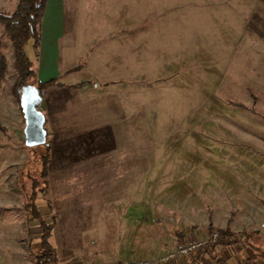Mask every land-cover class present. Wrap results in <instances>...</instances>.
<instances>
[{"label": "rangeland", "instance_id": "374dc122", "mask_svg": "<svg viewBox=\"0 0 264 264\" xmlns=\"http://www.w3.org/2000/svg\"><path fill=\"white\" fill-rule=\"evenodd\" d=\"M72 1L59 71L72 65L66 56L78 63L96 56L87 43L98 29L70 24L137 23L139 29L121 43L114 39L112 54L100 55L106 79L117 81L113 104L100 96V124H88L82 103L68 112L74 116L70 159L80 153L79 141L86 158L40 178L47 192L37 204L45 218H55L50 240L60 264H169L166 257L180 243L213 232L225 238L227 230L238 243L225 238L179 264H249L250 257L264 264V38L249 29L254 22L264 31V0ZM18 2L0 0V11L11 13ZM26 51L38 70L39 49L30 41ZM1 55L8 68L0 89L6 129L0 130V264H36L42 230L29 216L28 176L40 175L47 145L34 151L25 144L13 44L2 24ZM93 68L51 78L89 79ZM104 112L115 115L116 140L106 150ZM243 232H252L250 250L241 243Z\"/></svg>", "mask_w": 264, "mask_h": 264}, {"label": "crops", "instance_id": "0c3cea01", "mask_svg": "<svg viewBox=\"0 0 264 264\" xmlns=\"http://www.w3.org/2000/svg\"><path fill=\"white\" fill-rule=\"evenodd\" d=\"M66 4H68V8H66ZM72 5V0H47L46 10L42 20V37L38 56L40 66L38 67V70H36L37 78L38 80L43 82L51 79V75L53 73H56V75L58 74V76L61 73H65L66 76H69L72 73L78 74L84 68L92 69L94 67L93 64L96 65V67L93 69H95L97 72H95V77H90L91 79H82L72 82L60 80V85L50 86L42 91L43 101L40 109L46 116L45 127L48 134L47 146L49 147L50 153L48 170H52L55 172H67L70 170L72 165L77 164V162L81 161V158H86V155H82L83 153L81 151V148L83 147L80 141L77 146L75 145V150H78L77 153H80L75 159H70L69 156L73 147L70 145V143L74 142L72 141L74 139V135L72 133V130L70 129V122L71 119L74 118V116H71L70 113H68L69 110L72 109L71 105H78V107H80L81 103L82 105L84 104V107L88 109V111L86 110L88 113L85 115L88 119H86L88 121V124L98 125L101 122V117H99L100 112H97L96 108L99 105L98 102L100 96H104L103 94H105L106 96L104 97L110 99L111 104L115 102L114 93L117 89V81L106 79L105 70L108 64L104 61V58H100V55L105 54L106 52L112 54L113 50H111V48L109 47L115 46L116 43L114 42V39L118 38L121 43V40H123L125 37L128 38L129 35L130 37H132L131 35L133 34V32L137 35L139 29L137 23L134 26L133 24H129L130 26L126 27L122 22H120L119 25L113 24L111 22H105L101 24H70V28L75 30L81 28L86 29L88 27L90 29H94V31L98 29L96 32H94V39L92 38L90 41H88L89 43L86 42L89 45H95V49L92 50L91 48H89L87 50V53L93 52L96 56H90V59H88L89 61H83L79 63L77 59H75V56H66L67 58L71 59L72 65H68L71 66L70 68H68L67 66L63 71H59V65L60 63H63L61 61L62 56H60V40L65 35L66 26L64 23V14L66 12L73 13L75 11L74 9H69V7ZM116 29H119L120 31L115 32ZM101 37H103V39H108L109 41L100 42L99 39ZM71 40L73 42H76V39ZM96 63H98L99 65ZM50 68H52V71L50 70ZM82 82H92L95 83L96 86L86 88H76L73 86ZM103 115L104 117H102L104 119V125L105 128H107V132L101 137L104 143H101V147L106 150L105 143H108L110 139L113 142H115L116 140V136L114 135L113 131H111L114 130L113 126L115 124V115L112 118L105 112L103 113ZM108 118H110V120H108ZM106 135H109L110 138ZM111 148L112 147L110 146V151ZM102 150L97 151V154H99L98 152H101Z\"/></svg>", "mask_w": 264, "mask_h": 264}, {"label": "trees", "instance_id": "16d2710c", "mask_svg": "<svg viewBox=\"0 0 264 264\" xmlns=\"http://www.w3.org/2000/svg\"><path fill=\"white\" fill-rule=\"evenodd\" d=\"M47 0H19L18 6L13 12L0 11V24L5 28L6 34L13 44L14 50V66L18 72V76L13 86V90L17 98L20 97L19 90L25 82H34L38 85L42 91L45 88L54 85H60L61 82L58 78H51L47 81L41 82L37 78V71L33 66V62L29 55L27 54L26 47L29 42H33L35 49H39L41 42V24L46 10ZM254 20H261L258 14H254ZM249 29L262 38H264V31L257 28L254 22H250ZM8 63L5 55L0 57V89L7 74ZM76 88H86L96 86L92 82H82L73 85ZM0 130L6 131L4 125L0 123ZM36 147H31L34 151ZM41 172L37 177L29 175L31 179V195L27 203L30 206L29 216L32 217L39 223L42 230V234L39 239V244L36 252V264H60L59 256L51 243V236L53 234V229L55 226V218L52 216L51 220L44 217L42 209L37 204V200L40 194H46L47 192V182L45 186L41 187L40 178L46 177L48 174V164L50 161L49 147L47 146V152L41 156ZM252 232H243L244 236L241 243L248 250L251 249V236ZM224 237L228 240L227 243H238L235 234L227 230L224 232ZM240 243V244H241ZM253 258L248 259L249 264H254Z\"/></svg>", "mask_w": 264, "mask_h": 264}, {"label": "water", "instance_id": "95a60500", "mask_svg": "<svg viewBox=\"0 0 264 264\" xmlns=\"http://www.w3.org/2000/svg\"><path fill=\"white\" fill-rule=\"evenodd\" d=\"M19 92L20 106L25 119L24 137L26 146L47 145L46 116L40 109L43 101L42 89L34 82H25Z\"/></svg>", "mask_w": 264, "mask_h": 264}, {"label": "built area", "instance_id": "2783aa9c", "mask_svg": "<svg viewBox=\"0 0 264 264\" xmlns=\"http://www.w3.org/2000/svg\"><path fill=\"white\" fill-rule=\"evenodd\" d=\"M226 241L225 238L219 232H213L205 240L191 239L186 242L180 243L175 250H173L168 256L167 259L170 260L169 264H179L181 257L186 256H201L204 251H209L216 243ZM158 261V260H156ZM155 261V262H156ZM211 264H215L210 262ZM94 264H153L152 261H126V262H114V263H94ZM162 264V262H161Z\"/></svg>", "mask_w": 264, "mask_h": 264}]
</instances>
